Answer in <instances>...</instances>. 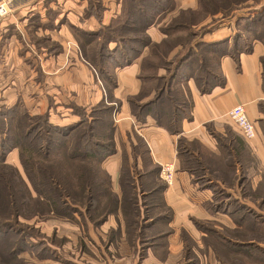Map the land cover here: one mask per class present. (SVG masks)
Wrapping results in <instances>:
<instances>
[{
    "label": "rangeland",
    "instance_id": "obj_1",
    "mask_svg": "<svg viewBox=\"0 0 264 264\" xmlns=\"http://www.w3.org/2000/svg\"><path fill=\"white\" fill-rule=\"evenodd\" d=\"M51 1L53 0H43L46 8L41 7L40 10H42L47 17L52 16L51 20H53L56 15H61L62 11L60 9L50 8L48 4ZM77 1L78 3L84 1V3L86 2V5L82 10H79L80 8H78L73 11V14L71 15L72 22L68 23L65 27V32H68L71 35L73 42L64 43V65L66 66L69 62L68 58H71V53L68 51L75 50L76 54H78L79 61L84 63L89 68L93 74L95 82L99 85L103 94L101 99H99L95 105L87 106L85 108L76 104L74 98L75 95L69 91L63 95V98L59 99L60 101L54 105L55 107L52 111H54L55 119L58 121L62 120L64 113L67 112L68 114L73 113L75 116L77 115L76 118H78V121L82 118L86 121H92L95 116L100 120V122H103L101 123V128L98 131V134L101 135L102 139L100 138L98 141L105 143L111 142L114 153L118 144L117 149L120 158L119 171L115 174V177L110 176V178H114L115 184H119V182H123V179H121V173L123 171L126 173H124L126 176L124 183L130 186H133V184L136 186L135 193H137L138 196L136 208L138 209L137 211H139V215L137 217L129 215V213L132 212L129 209L127 216H129L130 219H127L124 214H122V217H111L110 219H108L107 217L109 216H107L106 219L111 220V226H109L106 219L105 224H103L105 221L97 223L89 220L85 213H83L82 209L80 212L70 210L67 215L59 216L48 214L45 217L37 215L30 220L21 219L20 221L22 224H20L21 226L19 225V227L21 230H24L23 236L25 239L23 241L24 251L19 255V257H21L23 261H7L9 259L5 243H9V239H15L13 238V233H8L6 236L2 237V240H0V244H2L0 245V252L4 256L1 261L10 262L8 264H32L31 259L36 255V253L38 254V252L42 250V247L47 249L45 250L47 253H49V250H57L60 253H70L73 259L84 263L87 261L91 262L90 260L95 259L97 254L103 252L106 258L109 257L115 259L118 257L117 261L120 264H130L132 261L131 259L134 257L133 255H135V261L136 264H138L144 255V237L149 236L150 232H158L159 228H162L163 230L166 228V223H163V221H156V217L160 214L170 215V208L166 207L161 199L160 184L165 183L160 177H155L154 173L158 164L152 163L147 148L139 141V139L134 138L135 142L133 140L130 141L129 135L127 134V137H124L125 140L122 141V138H117L119 141H116L114 121L116 120L117 114L115 113V110L120 104V101L113 96V90L116 84L111 87V91L109 93L106 80L103 79V74L99 72L98 68H94L88 60L92 59L96 63L101 62L99 61L97 54L98 52L100 53L103 51L106 55L108 54V58H117V61H120L117 52L114 53V48H116V45L120 44L106 40L105 48L103 46L98 48L101 40V36L99 35L105 32V30H108L109 25H117L113 31H118L120 36L129 37L131 40H133L132 37L135 36H138L140 39H145L146 37L150 41V45L148 44V46L145 47L148 48V53L143 56L147 59L144 63H142L143 68L141 71L142 75L146 76L149 80H146V83H143V81L138 77V73L137 78L141 81L140 89L136 94L129 95L126 98L131 108V102H136V104H138L152 101L149 99L154 97L158 84V81L154 80L152 75H156L159 70H162L165 72L164 74H167L166 77H168L169 72L174 69L176 55L180 56V54H184L186 52L188 45H186L185 42L187 41L190 43L200 40L203 35L211 34L213 31H218V29L222 27V29L224 28L226 31L227 29L228 31L230 30V33L229 36L223 37L221 40L226 41L229 39V41L227 40V43H221V45L219 44L216 49H223L229 54H235V50L240 51L246 49L254 39H261L260 41L264 43V18L258 23H255V25L250 24L249 27L247 26L248 23H245L246 21L244 20L239 23L240 26H238L236 22L241 15L245 16L244 14L247 13H250L248 17L252 15V11L254 10L250 11V6H255L256 4L258 5L259 2H262L261 0H242L240 3L243 2V4L239 6H237L238 4L229 3L227 0H183V2H189L188 4L190 6L187 5L182 8L174 7L175 0H115L117 9L112 10L111 13H108L110 9H108L105 5L104 0ZM180 1L182 0H178V2ZM220 3L224 5L227 4V6H221L219 8L218 4ZM42 8H45L44 11ZM78 10L79 15H77ZM157 10L165 11L162 17L158 18V20L156 19V24L159 25V29L162 30V33L165 35V37L159 42L152 41L147 32H145L147 34L146 35L144 32L140 31L142 22L149 23L151 21H155L153 19L156 18L155 14L157 13ZM181 12H183V15H181ZM105 15L106 22L103 21ZM4 16H0V18ZM26 17H28V19ZM26 17V20L20 19V21H26V23L29 24H26L27 26L25 25L24 27L26 33H24L22 48L24 50H31L29 52L30 56H26V60L16 58L13 64H11L10 60H8V63L10 65H18V69L23 71V74L36 69L39 70V74H42V71H40V52L50 48V50H53V55L60 53L64 46L60 45L58 43L59 39L56 38L63 36V33L56 34L55 31H59L60 25L58 23L59 21L54 22L52 26L48 27H50V30L54 32V36L57 37H54L51 40V36L48 33H44L42 30L46 25L42 24L34 13L31 16L27 15ZM22 18H24V16ZM61 18H63V15ZM180 20L183 21V23L182 25H179L180 27H177L176 22L179 23ZM156 24L155 26H157ZM225 25H227V27H224ZM89 32L97 35H92V33ZM97 36H99V38H97ZM78 38L81 40L80 44ZM85 40L90 41H87L88 44H84ZM231 40L235 41V46H232L233 41ZM164 41L167 42L165 43ZM90 42H93V44L89 45ZM139 45L140 44L135 45L133 42L128 44L130 48L137 49H139ZM171 45L172 47L170 48ZM145 48H143V50ZM202 48H199L196 53L206 56V53L201 51ZM127 50L128 48L125 47V52L128 53ZM95 55L97 57H94ZM139 57H137V59ZM108 58L105 59L107 64L103 65L102 72L107 76H111L113 81H116L115 70L118 67H115L114 64H112V60ZM221 58L211 53L208 55V61L206 64L213 72H216L218 68L220 69L219 59ZM17 60H21V62L19 63ZM141 60L142 59H140L139 72ZM191 61H194L192 57L189 58L179 69V72L182 77L187 76L192 78L196 86L194 78L197 76L203 78L205 77V74L201 71V69L200 71L198 70L196 63L192 64ZM27 64H29L30 67ZM162 64L168 67L167 72L162 68L164 67ZM126 65L121 64L119 67L123 68ZM97 66L102 67L101 64H97ZM65 69L66 67H62L60 70L65 71ZM182 72H184V74H182ZM181 79L176 78L170 90L174 99L176 97L179 98L180 92L184 94L187 103V97H189L188 87L185 83L186 81H182ZM43 90H45V88H43ZM68 102V107H65V103ZM175 103L176 100L175 102L170 101L169 104H163L162 108L171 110V104ZM45 104L46 101L42 102V105ZM22 105L26 108L25 104ZM105 110H107V112ZM36 114H45L49 117L48 113L42 111V109H40V111ZM106 123L112 124L113 127L111 128L110 126L108 129ZM232 135H234L233 132L231 136ZM132 142L135 143L134 147L131 145ZM13 149L15 150L13 151ZM245 150V152L240 154V161L238 163L232 161L237 166L236 168L238 173L236 176L230 171L220 172L222 175L232 174L233 178L236 179L234 185L230 188L233 190L230 198L228 197L229 199H227L224 189H222V192L218 191L217 193V190L219 189L217 187L216 193H213V196L217 198V201H219L222 197L224 200H230L232 208L237 207L239 202L246 204L248 209H243L241 212L248 214L249 218L246 220L240 219L241 224L237 223L236 218L241 214V212L238 211L234 216H232V225L235 224V227L232 229L222 226L217 221L198 220L195 225L205 234L200 241V246H204V248H201L199 251L201 258H204V254L207 250H210L211 257L223 260V264H264V196L262 200H258L259 204L256 203V201H253L255 197L260 194H264V187L260 186L261 184H264V167L263 169L260 167L257 156L252 152L248 144ZM5 155L6 162L8 161V164L17 167L22 175H24L16 148H10ZM131 155L132 160L130 158ZM57 156H60L59 152L54 151L52 154L54 159H52V161L56 164V167H60L61 169H64V172H66L68 165L62 160H56L60 158H57ZM135 157L136 159L139 158L141 168L143 169L144 166L145 170H139L135 167L130 169L135 162ZM207 157L208 155L205 154L204 159ZM191 162V165H189L188 162L182 159L180 161L179 168L182 169V167L190 166L192 169H195L198 164L197 160L192 159ZM150 171L151 174H148ZM203 174L210 179H214L215 176V174L209 170H204ZM99 175H102V173L100 172ZM195 175L199 176L201 174L198 171V174ZM237 179H240V184L236 187L235 184ZM103 199L100 198L99 201ZM103 202L100 203L101 206L103 205ZM251 220L253 221L251 222ZM117 222L119 223V226ZM38 225L42 226L43 230L38 227ZM100 227H107V229L105 232L106 236L100 237L99 241L97 237L100 233ZM10 234H12V237H10ZM109 238L113 239V251H102L98 245H102L103 247ZM154 241L160 245H158V249H156L153 253L151 264H160L161 262L159 260L162 257L164 258L166 253L165 245L162 244L164 241H159L158 239ZM38 242H41L43 245L38 246ZM238 243L241 245H238ZM185 245H187L188 248H191L192 246L189 240H187V244ZM117 247H119L120 251L115 250ZM207 247H210V249H207ZM240 247L242 249H237ZM195 253L192 251H184L183 258L186 260L188 258V261L190 259H195ZM116 255L119 256L115 257ZM3 262L1 264H5ZM184 262L186 263L187 261Z\"/></svg>",
    "mask_w": 264,
    "mask_h": 264
},
{
    "label": "crops",
    "instance_id": "obj_2",
    "mask_svg": "<svg viewBox=\"0 0 264 264\" xmlns=\"http://www.w3.org/2000/svg\"><path fill=\"white\" fill-rule=\"evenodd\" d=\"M261 1L258 5L250 6V11H256L258 8L264 9V0ZM104 2L110 9L108 13L117 9L115 0H104ZM85 3L84 1L78 3L77 0H53L49 2L48 6L52 9H60L62 14L56 15L57 18L55 16L51 20L52 16L47 17L40 10L41 7H45L43 0H12L9 13L0 18V110L11 108L17 104H25L26 108L24 105L22 106L29 114L35 115L42 109V111L48 113L50 123L57 126H66L76 123L78 118L73 113L68 114L65 112L63 119L59 120L61 122L55 119L52 109L60 101L59 99L64 97L63 95L71 91L75 95L76 104L85 108L95 105L101 99L103 94L101 88L95 82L89 68L79 61L75 50L68 51L71 53V58H68L69 62L66 66L64 65V43L73 42L71 35L65 32V27L72 22L71 15L73 11L78 8L82 10L86 5ZM188 3L183 2V0L180 2L175 0L174 7L190 6ZM45 8H42L43 11ZM79 10L77 15H79ZM33 13L42 24L46 25L42 30L51 36V40L57 36H54V32L48 26H52L54 22L59 21V31L55 32L56 34L63 33V36L56 39H59L58 43L64 47L57 55H53V50H50V48L40 52V71H42V74H39V70L36 68V70H30L23 74V71L18 69V65H10L8 60L13 64L16 58L23 60L26 56H30L29 52L31 50L22 48L24 33H26L24 27L27 23L26 21H20V19L26 20L25 17L27 15L31 16ZM164 13L165 11L162 10L155 14L156 18L153 19L155 24L156 19L158 20ZM62 15L63 18H61ZM23 16L24 18H22ZM26 18L28 19V17ZM103 21L106 22V15ZM154 22H149L146 32L152 41L159 42L165 35L159 29V25L156 24L157 26H155ZM224 27H227V25ZM229 33L230 30L227 29L226 31L221 27L218 31L203 35L201 39L211 42L218 41L229 36ZM146 53H148V48L142 51L138 59L136 58L130 64L123 68L118 67L115 70L116 85L113 96L120 101L115 110L117 114L114 121L116 141H119L117 138H122V141L125 140L124 137H127V134L130 141H134V138L139 139L147 148L152 163L158 164V167L156 166L154 170L155 177H160L159 168L165 162H174L176 171L171 184H161V199L165 206L170 208V215L160 214L156 217V221L166 223V228L165 230L159 228L158 232H150L149 236L144 237V255L138 264L152 263L153 253L160 245L154 241L156 239L163 240L162 244L165 245V257L159 260L160 264H223V260L211 257L210 250H207L210 247L204 249L207 250L204 258L200 257L199 251L204 248V246H200V241L205 234L196 227L195 223L198 220H213L229 229L235 227V224L232 225L230 200H224L222 197L217 201L213 193H216V187L219 188L217 193L224 189L227 199L230 198L233 191L230 188L234 185L236 179L233 178L232 174L222 175L220 172L238 173L237 166L232 162V153L235 154L233 142L237 137L244 141V150L241 152L246 151L248 144L257 156L260 167L262 169L264 167V91L261 86L263 70L261 57L264 56V43L254 39L251 42L249 51L239 52L236 58L230 55L223 56L219 62L224 79L223 85L213 87L208 93H200L192 78H186L185 83L189 92L187 103L190 106L186 109L183 108V112L184 110L187 112V117L183 116L178 121V132L175 134L169 133L165 128L158 125L151 114L143 113L140 117H137V113L132 112V108L126 100L129 95L136 94L140 89L141 81L137 78V75L140 59L147 55ZM17 61L21 62V60ZM62 67H66L65 71L60 70ZM164 73V71L159 70L157 74L164 75ZM44 101H46V104L42 105ZM68 104L69 102L65 103V107H68ZM237 104L244 106L248 118L255 125L256 135L251 140H245L236 125L228 117L229 110ZM232 132L234 135L231 136ZM134 142L131 144L133 147L135 146ZM117 148L118 144L115 153L108 156L101 164V167L111 177H115L120 167ZM179 149L190 155L192 159L197 160L200 165L198 171L201 175L196 176L179 168ZM205 154L208 155L206 159H204ZM130 158L132 160V155ZM134 161L130 169L132 167L142 169L139 158L136 159L135 157ZM143 169L145 170L144 166ZM204 170L213 172L215 174L214 179L206 177L203 174ZM148 174H151V171ZM111 180L112 190L120 199V185L115 184L114 178H111ZM239 184L240 179H237L236 187ZM108 216V219L122 217L121 209L117 208L115 213ZM108 219L106 221L111 226V220ZM38 227L43 230L42 226L38 225ZM106 229L107 227L99 228L100 233L97 237L99 241L100 237L106 236ZM187 240L191 242V248L185 245ZM112 246L114 247L112 238H109L103 247L98 245L102 251H113ZM115 250L120 251L119 247ZM184 251L196 252V258L189 261L188 258L187 260L184 259ZM117 256L119 255L115 257ZM133 256L130 264H136V257ZM117 259L118 257L115 259L106 258L102 252L97 254L95 259L90 260L91 262L84 263L73 259L70 253L49 250V253L39 251L31 259V262L32 264H120Z\"/></svg>",
    "mask_w": 264,
    "mask_h": 264
},
{
    "label": "trees",
    "instance_id": "obj_3",
    "mask_svg": "<svg viewBox=\"0 0 264 264\" xmlns=\"http://www.w3.org/2000/svg\"><path fill=\"white\" fill-rule=\"evenodd\" d=\"M227 1L231 4H238L237 6L243 4V2L240 3L242 0ZM218 6L219 8L221 6L225 7L227 4L224 5L220 3ZM160 11L162 10H157V13ZM249 14L240 16L237 19L236 22L238 26H240L239 23L242 20L248 23V27L250 24L255 25V23H258L264 18V9L252 11V15L248 17ZM181 15H183V12H181ZM181 20L179 23L176 22L177 27L182 25L183 21ZM148 25L149 23L142 22L140 31L145 33ZM116 26L117 25L114 26V24L112 26L109 25L108 30H105V32L99 35L101 36V40L98 48L102 46L105 48L106 40L120 44L116 45V48H114V53L117 52L120 61H117V58H108V54L106 55L103 51L97 54L101 62L96 63L92 59H88L90 64L94 68H98L99 72L103 74V79L106 80L109 93L111 87L115 85V81L112 80L111 76H107L102 72L103 65L107 64L105 59H111L115 67H119L121 64L128 65L132 60L141 55L143 48L148 46V44L150 45V41L146 37L145 39H140L138 36H135L132 37L133 40H131L129 37L120 36L118 31H113ZM92 35L97 34L92 33ZM99 36H97V38H99ZM227 40L229 41V39ZM227 40L211 42L200 39L190 43L189 41L185 42L186 45H188L187 50L184 54H180V56L176 55V63L174 62V69L169 72V76L166 77L167 74L158 75L157 73L156 75H152V78L158 81L156 93L153 98L149 99L152 101L138 104H136V102H131L132 112L137 113V117H140L143 113L151 114L158 125L165 128V130L171 134L177 133L178 121L182 119L183 116L187 117V112L185 110L183 112V108L186 109L190 106L186 103L185 95L181 92L179 98L176 97L174 99L172 97L170 89L174 80L176 78H182L181 80L183 81L187 78V76L182 77L180 75L179 69L192 57L194 61H191V63H196L198 70L200 71L201 69L205 74L203 78L200 76L194 78L200 93H208L213 87L223 85L224 79L220 69L218 68L216 72H213L206 64L208 55L212 53L220 58L225 55L236 58L239 52L249 51L251 46L250 43L244 50H235V54H229L223 49H216L219 44L227 43ZM78 41L80 44L81 40L79 38ZM87 41L90 40H85L84 44H88ZM231 41H233L232 46H235V41ZM130 42L135 43V45L140 44L139 49L130 48L128 46ZM164 42L166 43L167 41ZM91 44H93V42L89 43V45ZM125 47L128 48V53L125 52ZM171 47L172 45L170 48ZM199 48H202L201 51L206 53V56L196 53ZM94 57L97 56L95 55ZM141 59L138 77L143 83H146V80L149 79L142 75L141 71L143 68L142 63H144L147 58L142 57ZM261 63L263 68L261 86L264 91V56L261 57ZM97 64H101L102 67H98ZM162 66H164L162 68L167 72L168 67L163 64ZM182 74H184V72H182ZM175 100L176 103L171 104V110L162 108L163 104H169L170 101L175 102ZM105 111L107 112V110ZM94 117L92 121H86L82 118L80 121L71 125L57 126L49 122L47 115H31L20 104L0 110V240L8 233H13V238H15L9 239V243H5L9 259L7 261H23L22 258L19 257L24 251L23 241L25 239L23 236L24 230H21L19 227V225L22 224L20 221L21 219L30 220L37 215L45 217L48 214L59 216L67 215L70 210H74L75 212L83 210V213H85L89 220L101 223L105 221L109 214L115 213L117 208L121 209L122 214H124L127 219H130V217L127 216L129 209L132 211L129 215H133V217L139 215V211H137L138 209L136 208L138 198L137 193H135L136 186L133 184V186L131 185L132 188L130 185L124 183L126 173L124 171L121 173L123 182H119L121 189V198L119 199L118 195L112 190L110 175L101 167L102 162L114 153V149L111 142L105 143L98 141V139H102L98 131L103 122H100L97 117ZM106 124L108 129L110 126L111 128L113 127L110 123ZM233 147L235 150V154L232 153L233 161L239 162L241 151L244 150L243 139L237 137L233 142ZM10 148L17 149L24 175H22L17 167L6 162L5 154ZM54 151L59 152L60 155L57 156V158H60L56 160H62L68 165L66 172H64V169L56 167V164L52 161V159H54L52 157ZM178 159L179 162L184 159L189 165L192 163L191 156L183 153L180 149L178 151ZM199 166L198 163L195 169H192L190 166L180 169L190 174H198ZM100 172L102 175H99ZM260 186L264 187V184ZM160 187L162 190L161 184ZM263 196L264 194H260L255 197L253 201L258 203V200H262ZM100 198L104 199L99 201ZM101 202H103L102 206L100 205ZM215 202L218 203L217 201ZM243 209L248 208L246 204L242 202H239L238 206L234 208H232L231 204L232 216L238 211L241 212ZM248 218V214L241 212L236 220L237 223L241 224V220H246ZM252 221L253 220H251V222ZM11 235L12 234H10V237H12ZM39 245L43 244L38 242V246ZM238 245L241 244L238 243ZM43 248L44 247H42L41 251L47 250ZM237 249L242 248L240 247ZM2 258H4V256L0 252V264L3 262L1 261ZM10 262L3 263L8 264Z\"/></svg>",
    "mask_w": 264,
    "mask_h": 264
},
{
    "label": "built area",
    "instance_id": "obj_4",
    "mask_svg": "<svg viewBox=\"0 0 264 264\" xmlns=\"http://www.w3.org/2000/svg\"><path fill=\"white\" fill-rule=\"evenodd\" d=\"M12 0H0V16L10 11ZM229 119L236 125L245 140H251L256 135L255 125L251 121L242 104L233 106L228 112ZM176 166L174 162H165L160 165L159 176L165 184L169 185L174 179Z\"/></svg>",
    "mask_w": 264,
    "mask_h": 264
}]
</instances>
